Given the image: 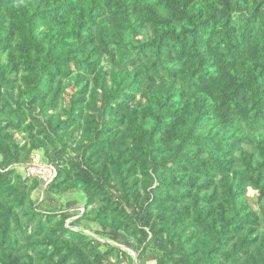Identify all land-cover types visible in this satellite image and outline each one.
<instances>
[{
	"label": "trees",
	"instance_id": "1",
	"mask_svg": "<svg viewBox=\"0 0 264 264\" xmlns=\"http://www.w3.org/2000/svg\"><path fill=\"white\" fill-rule=\"evenodd\" d=\"M0 264H264V0H0Z\"/></svg>",
	"mask_w": 264,
	"mask_h": 264
},
{
	"label": "built area",
	"instance_id": "2",
	"mask_svg": "<svg viewBox=\"0 0 264 264\" xmlns=\"http://www.w3.org/2000/svg\"><path fill=\"white\" fill-rule=\"evenodd\" d=\"M31 157L33 160L32 163L28 164L27 174L39 176L44 182V185H46L56 175L55 169L51 165L39 163L37 155H32Z\"/></svg>",
	"mask_w": 264,
	"mask_h": 264
},
{
	"label": "water",
	"instance_id": "3",
	"mask_svg": "<svg viewBox=\"0 0 264 264\" xmlns=\"http://www.w3.org/2000/svg\"><path fill=\"white\" fill-rule=\"evenodd\" d=\"M131 252H132V254H133L134 261H136V254H135V252H133L132 250H131Z\"/></svg>",
	"mask_w": 264,
	"mask_h": 264
},
{
	"label": "clouds",
	"instance_id": "4",
	"mask_svg": "<svg viewBox=\"0 0 264 264\" xmlns=\"http://www.w3.org/2000/svg\"><path fill=\"white\" fill-rule=\"evenodd\" d=\"M43 164V163H42ZM44 165H48V164H44ZM53 167V166H52ZM54 168V167H53Z\"/></svg>",
	"mask_w": 264,
	"mask_h": 264
},
{
	"label": "rangeland",
	"instance_id": "5",
	"mask_svg": "<svg viewBox=\"0 0 264 264\" xmlns=\"http://www.w3.org/2000/svg\"><path fill=\"white\" fill-rule=\"evenodd\" d=\"M131 253V252H130Z\"/></svg>",
	"mask_w": 264,
	"mask_h": 264
}]
</instances>
